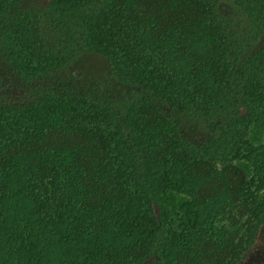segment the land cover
<instances>
[{"label":"trees","instance_id":"16d2710c","mask_svg":"<svg viewBox=\"0 0 264 264\" xmlns=\"http://www.w3.org/2000/svg\"><path fill=\"white\" fill-rule=\"evenodd\" d=\"M263 37L264 0H0V264H238Z\"/></svg>","mask_w":264,"mask_h":264},{"label":"rangeland","instance_id":"374dc122","mask_svg":"<svg viewBox=\"0 0 264 264\" xmlns=\"http://www.w3.org/2000/svg\"><path fill=\"white\" fill-rule=\"evenodd\" d=\"M261 43H264V37L261 39ZM238 264H264V229L259 233L251 249Z\"/></svg>","mask_w":264,"mask_h":264}]
</instances>
